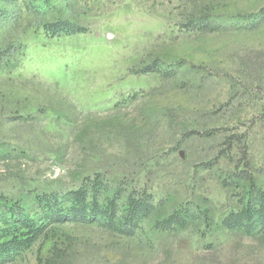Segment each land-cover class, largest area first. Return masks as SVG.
Masks as SVG:
<instances>
[{
    "label": "rangeland",
    "instance_id": "rangeland-1",
    "mask_svg": "<svg viewBox=\"0 0 264 264\" xmlns=\"http://www.w3.org/2000/svg\"><path fill=\"white\" fill-rule=\"evenodd\" d=\"M263 205L264 0H0V264H264Z\"/></svg>",
    "mask_w": 264,
    "mask_h": 264
},
{
    "label": "trees",
    "instance_id": "trees-1",
    "mask_svg": "<svg viewBox=\"0 0 264 264\" xmlns=\"http://www.w3.org/2000/svg\"><path fill=\"white\" fill-rule=\"evenodd\" d=\"M91 183V182H90ZM105 187H103L104 190ZM80 194L82 195V198L79 199ZM90 194V193H89ZM63 196V195H62ZM67 196L69 200L72 202L76 200V204L74 206L73 211L69 213H65L62 215V213H54V204L51 205L48 204V200L44 201V207L46 209H49V212L53 215H51L50 222H62L66 217L73 216V220L83 219L91 221V223L99 222L102 225L108 227L110 230L122 233L125 235H134L138 229L140 228V225L142 223V220L144 219L145 215H140L139 212H143V210L151 209L152 203H148L144 205L142 202L136 200L134 197H126L122 194L116 193L114 196L106 198V195L102 197V199L107 204L104 205H96V206H87L86 204L89 202V200L92 198L90 195H88L87 190L83 189H74L67 191ZM49 195H47L46 198H48ZM43 200V199H40ZM125 201V203H124ZM128 206L125 208H122L123 205ZM56 205V204H55ZM18 213V212H17ZM16 213V214H17ZM49 215V213L47 214ZM257 216L261 219V227L260 232L264 233V205L260 207V209L253 215ZM23 216H20V220H22ZM180 220V217L175 219V221L171 220H163L158 223V225L155 227L156 229L160 230H168L172 228V224L175 222H178ZM24 222V225L29 224L30 222L33 223V221H22ZM39 223V222H38ZM32 227V231H37L38 224H32L30 225ZM243 227H248L245 224H242ZM18 243H15L12 245L13 251L17 249Z\"/></svg>",
    "mask_w": 264,
    "mask_h": 264
}]
</instances>
